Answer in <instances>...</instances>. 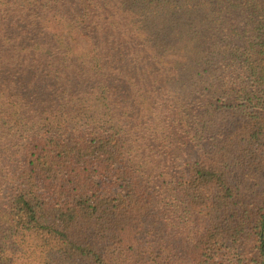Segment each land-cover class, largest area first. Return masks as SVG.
Listing matches in <instances>:
<instances>
[{
    "label": "trees",
    "instance_id": "16d2710c",
    "mask_svg": "<svg viewBox=\"0 0 264 264\" xmlns=\"http://www.w3.org/2000/svg\"><path fill=\"white\" fill-rule=\"evenodd\" d=\"M0 264H264V0H0Z\"/></svg>",
    "mask_w": 264,
    "mask_h": 264
},
{
    "label": "rangeland",
    "instance_id": "374dc122",
    "mask_svg": "<svg viewBox=\"0 0 264 264\" xmlns=\"http://www.w3.org/2000/svg\"><path fill=\"white\" fill-rule=\"evenodd\" d=\"M79 43H81V44H79V46L81 47V49H79V50H83V49H85L86 50V48H87V43L85 42V40H81Z\"/></svg>",
    "mask_w": 264,
    "mask_h": 264
}]
</instances>
